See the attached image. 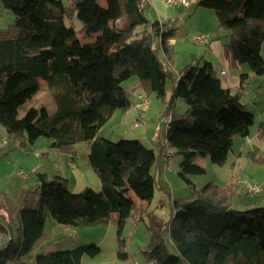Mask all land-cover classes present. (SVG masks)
<instances>
[{
    "label": "trees",
    "instance_id": "16d2710c",
    "mask_svg": "<svg viewBox=\"0 0 264 264\" xmlns=\"http://www.w3.org/2000/svg\"><path fill=\"white\" fill-rule=\"evenodd\" d=\"M1 1L15 17L0 31L1 128L21 146L49 138L52 148L65 153L90 143L87 158L101 190L73 193L62 177L50 180L38 174L37 189L26 192L17 215L0 220V264H82L84 257L101 254L97 245H81L34 257L32 251L46 236L47 217L66 228L108 225L115 219L117 256L128 260L125 226L132 219L146 222L143 215H149L156 187L163 190L158 166L162 158L169 167L168 151L182 158L177 176L192 192L174 200L168 222L149 215L146 259L152 264H264V205L232 208L244 200L235 174L227 185L212 181L198 188L192 179L206 175L197 158L223 167L234 138L249 136L255 116L242 102L248 76L240 75L236 92L225 89L205 58L174 75L168 66L173 57L169 40L179 29L178 20L150 22L143 14L146 0H72L71 10L84 26L82 37L65 24L69 11L62 0ZM197 8L217 13L215 34L226 32L231 38L225 45L226 57L263 76L264 0H200ZM94 36L93 42L83 41ZM133 77L148 97L167 100L168 121L159 151L137 139L111 142L98 136L116 111L131 108L132 95L123 84ZM42 86L49 90L54 110L30 108L20 118L19 109ZM179 100L187 116L179 112ZM259 132L264 136V124ZM249 157L264 164L256 152ZM259 187L260 193L251 194L246 186V195H261ZM12 218L18 240L8 222ZM158 228L167 231L172 252Z\"/></svg>",
    "mask_w": 264,
    "mask_h": 264
},
{
    "label": "rangeland",
    "instance_id": "374dc122",
    "mask_svg": "<svg viewBox=\"0 0 264 264\" xmlns=\"http://www.w3.org/2000/svg\"><path fill=\"white\" fill-rule=\"evenodd\" d=\"M72 0H62L64 5L68 8V15L65 16L64 21L65 24L69 27H73L75 31L77 32L78 37H82L84 32V26L83 24L78 20L76 16L75 10H71V2ZM6 13H9V18L6 17ZM14 16L11 12L5 9L2 1L0 0V31L7 29L10 25L14 22ZM200 20H203L206 22V26L210 28V30H213L218 26V19H215L212 21L207 16H202L199 18ZM196 19L192 20L191 22L189 19H182L178 22V31L176 32V36L172 37L169 40V44L172 46L174 51L176 52L174 54L173 51V59L177 62V64H180L181 62H187L186 60L192 59V55H189L187 53V47L181 46L178 50L175 49V45L173 44L176 39L182 38L180 36H183L185 38H188V34L191 31V29H196L198 26L196 23ZM196 23V25H195ZM206 28V27H205ZM207 29V28H206ZM206 34V33H205ZM208 35V36H207ZM207 38H213L214 34H206ZM94 36L93 38H88L86 40H83L84 42H93L95 40ZM187 45L192 44L194 47H196L199 52L202 51L203 46L198 45L196 42L191 40V43L189 40L185 42ZM203 45V44H202ZM160 60L164 63V57L160 54L159 55ZM180 65H177V68ZM180 70V69H179ZM139 83V80L137 77H133L127 82L123 84V86H132L135 83ZM171 82L168 81L167 84V92L171 91ZM141 92L143 90H140ZM136 93H131L132 95V101H134V104H136ZM140 93V92H139ZM144 93V92H143ZM144 98H147L151 101V106L149 111L146 113H143L142 115H145L143 118H138L135 114V111L133 109V106L130 108L129 111L122 113V111H118L113 120H110L107 122V124L100 130L99 137L105 138L108 141L111 142H119L120 140H128V139H137L140 140L144 146L151 149L154 148L156 151L160 148V143L164 142V133H165V127L166 122H164L163 118L167 117L165 116V112L163 111V108L166 105L161 99H157L155 96H147L145 93L143 94ZM180 103H183L182 100H179ZM42 106H45L48 109H53L52 107L53 102L49 95V90L47 87L42 86L40 91L31 99L29 100L25 105H23L19 109V117H24L26 111L30 108H42ZM137 106V105H136ZM135 106V107H136ZM165 110V109H164ZM166 111V110H165ZM179 112H181L182 115L187 116V113L185 111V106L179 105ZM163 116V117H162ZM110 122V123H109ZM135 124H138L141 127L137 128ZM157 125V126H156ZM156 126V129H155ZM154 130H160L158 139L154 137ZM147 134V138L145 136ZM146 139H145V138ZM240 137L234 138L235 147H234V141H233V147L234 149L238 150L239 148V141ZM39 141H51L53 143L54 141L49 138H40ZM38 142V141H37ZM36 142V143H37ZM35 143V144H36ZM41 143V142H40ZM34 144V145H35ZM34 145H27L21 146V141L19 139H11L7 132L1 128L0 126V220L4 221V219L8 217H15L17 215V207L20 206L22 202V198L24 195H26L27 191H35L38 187L37 182V176L38 174H46L52 172V170L55 168V166H62V159H63V150H56L52 148L54 152L52 153L51 158L48 160L46 153L48 152V149L45 153L41 151L39 147H35ZM42 144H40L41 146ZM233 149V148H232ZM36 153H39L40 155H43L42 158H37ZM180 156H174L170 162L171 166L173 167V171L165 172V175H161L162 181L161 186L164 190L156 187L153 201L148 209L149 215L156 219L160 220L162 222H168L170 220L171 216V203H170V196H173L175 198H187L191 195V187L184 184L177 176V172L179 169V162L181 161ZM44 163V166H41L40 163ZM51 162H54L51 164ZM39 167V172L36 171V166ZM206 166V172L207 174L205 176H196L192 177V179H195L196 185L198 186H205L209 182H218L220 184L221 181H218L221 179V177L217 176V171H222L220 166L212 164L210 161L207 162ZM164 168V167H163ZM155 174V169L153 170ZM235 178L239 182L241 189L239 190L240 195L242 196V199H247L245 187L247 183H255L262 187L263 193L259 195V198L264 199V164H255L252 160H245L242 159L237 162V168L234 171ZM222 175V174H220ZM231 176L229 178V181L231 180ZM203 184V185H202ZM226 184V183H225ZM201 188V187H200ZM254 199H258V195L254 196ZM163 202V207L158 208V204ZM145 205V204H143ZM232 208H235L236 210H245L244 206H241L240 201L233 204ZM4 214L5 216H2ZM149 215L144 214L143 218L146 219L147 225L151 226V219ZM116 220L113 219V222ZM12 226V234L13 238L15 240H18L19 238V232L17 230V226L15 225L16 221L14 218H12L10 221ZM131 222V221H130ZM130 222H128V227L124 230L123 233V239L125 240V253L129 254L130 257L128 260L120 259L117 256L116 251V231L111 235H109L108 240L103 243L102 245H99V240H101L105 234L106 229L101 230V228H66L64 226L57 225L53 222L50 218H47L46 225H45V231L46 236L43 238L35 247V249L32 251V255L35 257L37 254L44 250H59V251H65L72 248H75L76 246L81 245H97L101 248L102 252L99 256L95 258L85 257L84 264H152L150 263L143 251L145 247L149 244L151 235L150 232L143 233L146 234L143 235L139 232V235H135L133 239L130 237H127V232L132 227L130 226ZM52 223L53 225H51ZM165 228V226H164ZM97 229V230H94ZM67 230L69 232H67ZM133 230V229H132ZM156 230V227L154 228ZM158 231L161 232V235L164 236L165 245L168 249H170V252H172V244L170 242L169 235L166 230L163 229L161 231L158 228ZM10 236V235H8ZM95 238V239H93ZM113 241L115 243L114 245H111ZM55 246V247H53ZM52 248V249H51ZM47 252V251H46Z\"/></svg>",
    "mask_w": 264,
    "mask_h": 264
},
{
    "label": "crops",
    "instance_id": "0c3cea01",
    "mask_svg": "<svg viewBox=\"0 0 264 264\" xmlns=\"http://www.w3.org/2000/svg\"><path fill=\"white\" fill-rule=\"evenodd\" d=\"M182 1H185V3H182ZM199 1L200 0H178L177 4L170 5V4H167L165 0H146L147 8L144 10L143 14L150 22L157 21L160 23H163L170 19H173V20L176 19L178 20V22L181 21L182 19H189V21L191 22L192 20L197 18L196 23L198 26L195 23L197 27L196 29H191V31L188 34V38L180 36L182 38L176 39V41L173 43L175 45L176 50H178L181 46L187 47V50H186L187 53L189 55H192L193 57L192 59L186 60L187 62H181L180 64H177V62L172 57V60L168 61L169 62L168 66L172 69L174 75H177L178 72H180V70H182L183 68L193 64L198 58H205L206 61H210L212 65L214 66V68L218 71V77L222 79V86L225 89H229L231 91L236 92L240 88V85H241L240 75L243 74V75L248 76L247 80L249 81V85L244 90V95L242 96V102L247 107V109L254 114L255 120H254L253 126L250 129L249 136L247 138H240V140L238 141L239 142L238 150L234 149L235 143L237 142V141L236 142L234 141V147L228 156V162L226 163L225 166L220 167L222 171H217V176L221 177V179L218 181H221V183H224V184H220L217 182V184L227 185L229 183L228 181H229L230 176L232 177L235 169L237 168V162L242 159H245V160L247 159L251 161L249 157V153L256 152V155L258 157H261L264 159V136H261L259 132L260 127L264 124V75L256 76L247 65H240V64L233 63L230 59L226 57L225 45L230 43L231 38L229 34L226 32H220L218 35H216L215 33H216V29L218 26H216V28H214L213 30H210V28L206 26V22L199 19L202 16H207L212 21L214 20V18L218 19V15L216 12L197 8ZM103 2L105 3V1ZM6 14H7L6 17L9 18V13H6ZM205 33L206 34L209 33L211 35L214 34V37L208 39L209 43H206L203 45L200 43H197L196 38L199 36H206ZM172 39H171V42H172ZM187 40H189L190 43L192 40L196 42L198 45L203 46L202 51L199 52V50L196 47H194L192 44L187 45L185 43L187 42ZM171 46H172V43H171ZM175 53L176 52L174 51V54ZM262 54L264 56V45L262 46ZM177 65H180V66H178L177 68ZM223 71L226 73L225 75H222ZM126 88H128L131 93L135 94V92H138L136 93V98H135L136 104H134V101H132V106L136 114L137 112H136L135 106L141 103L140 97L144 96L143 95L144 93L143 91L142 92L140 91L142 89H141L140 83H137V82L133 84L132 86H127ZM170 93L171 91L168 92L167 98H169ZM49 95H50V92H49ZM50 98H51V95H50ZM163 102L166 105L167 100ZM179 105L184 106L183 103H180L179 101H177L178 108H179ZM42 107H45V106H42ZM52 108L53 109H48V110L53 111L54 106ZM149 109L150 107L144 112L142 111L139 114L137 113L136 116L138 118L145 117V115H142V114L145 112L147 113ZM164 109H165V106L163 108V111ZM129 110L130 108L125 111H122V113H125ZM117 112L118 111H116L113 114V116L111 117V120H113ZM163 120L164 122H166L165 118H163ZM156 126H155V129H156ZM139 127H141V125ZM165 130H166V127H165ZM159 132L160 130L159 131L154 130V137H156L157 139H158ZM146 135L147 134H145V136ZM40 144L42 145L40 146ZM34 146L39 147L41 151H43V153H45L48 149V152L46 153L48 160L51 158L52 153L54 152L53 150H51L52 149L51 141H39L38 140V142ZM89 147H90V143H82V144L73 146L71 150L63 153L62 166L59 167L56 165L55 168L52 170V172L46 173L45 175L50 180L54 179V177L56 176L62 177L63 179L66 180L68 189L72 191L73 193H80L86 188H91L94 191L99 192L101 190V183L97 175L92 170L89 164L88 158H87ZM43 155H40V157L37 156V158H42ZM195 162L199 164L200 166H202L203 168H205L206 170L205 165L208 162L207 158H197ZM53 163L54 162H51V164ZM72 164L74 165L73 167L71 166ZM40 165L44 166V163L41 162ZM232 166H234V169H232ZM36 167H37L36 171L39 172L40 170H39L38 165ZM163 167H164V163L161 158V165L158 166V169L161 172L160 175L161 174L165 175V172L173 171V167L171 166V164L169 165L168 168L166 167L163 168ZM200 187H203V186L198 185V188ZM175 199L177 198L170 196L171 205ZM240 203H241V206H244L246 210V209H250L253 207L263 206L264 199L259 198V195H258V199H254V196L247 197V199H244L243 201L241 200ZM163 204H164L163 202L159 203L158 208H162ZM141 206L144 209L146 205H141ZM130 221H129L130 226L132 227V225H134V227L128 230L127 237H130L131 239H133L135 235H139V232L142 234L147 232V226H146L145 221H142L141 219H132ZM50 224L53 225L52 223ZM127 227H128V223L126 224L125 229ZM82 228H91V229L101 228V230L106 229L103 238L99 240L100 241L99 245H102L108 240L109 235L115 232L116 223L113 222V219H112V221L108 225H98V226L82 227ZM94 230H97V229H94ZM67 232L69 231L67 230ZM143 235L146 236V234H143ZM115 240H116V251H118L117 236L115 237ZM111 242H112L111 245H114L115 247V243L113 241ZM46 251L49 252L51 250L50 249L44 250L40 253H47ZM84 262H85V257L82 260V264H84Z\"/></svg>",
    "mask_w": 264,
    "mask_h": 264
},
{
    "label": "built area",
    "instance_id": "2783aa9c",
    "mask_svg": "<svg viewBox=\"0 0 264 264\" xmlns=\"http://www.w3.org/2000/svg\"><path fill=\"white\" fill-rule=\"evenodd\" d=\"M165 2L167 4H177L178 3V0H165ZM182 3H185V1H182ZM196 42L197 43H200V44H206L208 42V38L206 36H199L196 38ZM226 73L223 71L222 72V75H225ZM141 99V103L139 105L136 106V112L139 114L140 112H144L146 111L150 104H151V101L147 98H144V97H140ZM165 118V117H164ZM166 119V123L168 121L167 118ZM136 127H138L139 125L138 124H135ZM36 156L40 157V154H36ZM173 157H172V152L171 151H168V153L166 154V157H165V161H168V160H171ZM72 167L74 166L73 164L71 165ZM247 186V190L249 191V193L251 194H258L260 193L261 189L259 187L258 184H255V183H247L246 184ZM7 239L9 240L10 239V236L7 237Z\"/></svg>",
    "mask_w": 264,
    "mask_h": 264
}]
</instances>
